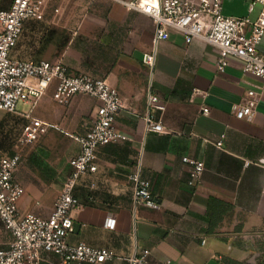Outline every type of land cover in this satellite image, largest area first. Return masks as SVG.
Wrapping results in <instances>:
<instances>
[{"label":"crops","instance_id":"0c3cea01","mask_svg":"<svg viewBox=\"0 0 264 264\" xmlns=\"http://www.w3.org/2000/svg\"><path fill=\"white\" fill-rule=\"evenodd\" d=\"M225 1L226 15L254 20L260 10L255 4L248 11V0H227L226 6ZM58 13L69 41L79 40L70 51L76 71L69 69L104 78L116 88L122 108L115 127L127 136L99 146L95 171L77 180L74 194L79 205L71 211L74 232L69 242L113 250L117 258L102 264H125L124 258L134 248L149 250L147 264H264V91L255 98L250 120L235 117L231 109L251 84L262 80L243 73L240 61L233 57H228L224 72H217L216 48L197 39L185 43L174 30L153 46L151 19L112 0H63L54 14ZM258 49L264 54V37ZM150 50L154 51L152 68L142 62ZM82 58L110 63L98 70L88 68L90 74L80 72ZM52 92L51 86L32 112L47 124L41 138L47 135L51 141L82 132L83 119L93 114L98 101L77 94L60 105ZM149 92L163 105L153 111L161 131L146 129L140 118ZM203 106L208 114L201 113ZM218 140L220 146L215 145ZM69 142L62 141L64 160L78 152V144L71 147ZM182 157L204 163L195 187L187 184L188 165ZM138 158L158 207L139 206L133 212L127 174ZM57 167L52 171H59ZM19 169L20 164L15 179L24 193L17 202L18 212L47 216L62 186L57 193L51 183L48 190L34 180L31 186L25 175L23 185ZM106 212L115 218L113 229L102 224ZM0 224L2 248L9 235ZM38 264H59V260L42 253Z\"/></svg>","mask_w":264,"mask_h":264},{"label":"built area","instance_id":"2783aa9c","mask_svg":"<svg viewBox=\"0 0 264 264\" xmlns=\"http://www.w3.org/2000/svg\"><path fill=\"white\" fill-rule=\"evenodd\" d=\"M128 10L144 14L151 19L154 29L152 45L166 40L171 30L183 36L184 42L201 40L218 50L216 71L224 72L228 57L240 61L243 73L262 80L251 84L241 101L231 106L237 118L250 120L254 114L255 98L264 91V54L258 49L264 37V0H248V11L255 4L260 10L254 20L247 16H230L222 11L223 0H112ZM48 0H0V110L16 112L27 118L15 140V147L35 144L46 133L47 124L32 116L38 100L52 86V98L66 105L77 94L95 98L98 105L85 120L82 132L73 134L78 152L68 161L70 172L63 182L52 210L47 216L32 212L20 214L17 202L24 193L15 179V172L22 161L17 150L12 154L0 152V221L9 235L0 248V264H38L42 253L56 256L59 264H102L117 258L108 248H98L79 241L70 243L68 236L74 232L71 211L79 205L74 188L80 176L96 169L94 156L99 146L123 141L127 136L115 127V119L122 108L118 91L104 78L75 73L60 61L45 59H20L12 56V50L29 20H43ZM59 8L53 9L57 13ZM154 51L142 56V62L152 68ZM194 93L198 90H193ZM19 103L27 109L18 110ZM158 96L147 94L146 110L140 118L145 128L161 131L162 124L154 118L153 111L162 109ZM208 114L207 106L201 108ZM191 134V133H190ZM223 137V135H221ZM221 145V140L215 142ZM188 165L187 184L200 183L204 163L201 160L182 157ZM132 190L133 212L139 206L158 207L150 193V182L141 175L140 159L127 174ZM103 226L113 229L115 218L106 212ZM148 249L133 251L124 258L125 264H147Z\"/></svg>","mask_w":264,"mask_h":264},{"label":"rangeland","instance_id":"374dc122","mask_svg":"<svg viewBox=\"0 0 264 264\" xmlns=\"http://www.w3.org/2000/svg\"><path fill=\"white\" fill-rule=\"evenodd\" d=\"M225 1V6L227 5ZM63 0H48L47 8L45 10L43 20L28 21L18 38L15 47L12 50V56L20 59H45L49 61H60L65 64L71 70L76 71L73 67L72 57L70 55L71 46H76L79 40L74 38L69 41V35L65 31V27L60 25L59 15H55L53 9L61 7ZM55 15V16H54ZM65 45L62 44L63 39ZM83 43V42H82ZM84 45V43H83ZM91 46V44H90ZM89 52V51H88ZM110 60H97L94 62V58H82L80 64L83 68H80V72L91 73L92 70H98L100 67H107ZM85 67V68H84ZM88 68L91 71H88ZM18 110L27 109V106L19 103ZM89 118L86 117L85 120ZM27 118L21 116L16 112H7L0 110V152L2 154H11L13 151H19L22 161L20 163V171L22 172V183L25 184V176L30 185L32 186V180L36 182H42L47 186L51 183L50 188L55 191L60 189L59 179L68 175L69 167L67 160L76 151L62 156V141L69 140V146H75L77 142L72 137L66 135L62 137H54L51 141H47V135L41 138L35 144L17 148L14 143L19 135L21 127L27 122ZM52 169L50 170V168ZM57 167L59 171H52L54 167ZM62 169V170H61ZM55 170V169H54ZM58 172V173H57ZM25 175V176H24ZM1 225V224H0ZM71 235V234H70Z\"/></svg>","mask_w":264,"mask_h":264},{"label":"trees","instance_id":"16d2710c","mask_svg":"<svg viewBox=\"0 0 264 264\" xmlns=\"http://www.w3.org/2000/svg\"><path fill=\"white\" fill-rule=\"evenodd\" d=\"M29 21H31V20H29ZM32 21H36V20H32ZM27 22H28V21H27ZM27 22H26V23H27ZM26 23H25V24H26ZM24 26H25V25H24ZM23 28H24V27H23ZM66 39H67V37H65V38L63 39L64 41H62V44L65 45V43H66L65 40H66ZM0 125H1V124H0ZM10 153L12 154V152H10Z\"/></svg>","mask_w":264,"mask_h":264}]
</instances>
